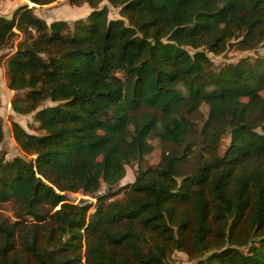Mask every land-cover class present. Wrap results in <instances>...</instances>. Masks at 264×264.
<instances>
[{
	"label": "trees",
	"instance_id": "trees-1",
	"mask_svg": "<svg viewBox=\"0 0 264 264\" xmlns=\"http://www.w3.org/2000/svg\"><path fill=\"white\" fill-rule=\"evenodd\" d=\"M102 1L70 0L92 7L72 26L27 3L0 15V49L25 35L8 87L28 89V103L13 108L35 111L41 130L13 122L33 156H0V203H14V219L0 210V264H168L175 250L264 264V52L218 70L207 53L261 43L264 0H107L121 18ZM153 136L159 162L122 198L97 194L153 152ZM67 192L94 195L93 212Z\"/></svg>",
	"mask_w": 264,
	"mask_h": 264
},
{
	"label": "rangeland",
	"instance_id": "rangeland-1",
	"mask_svg": "<svg viewBox=\"0 0 264 264\" xmlns=\"http://www.w3.org/2000/svg\"><path fill=\"white\" fill-rule=\"evenodd\" d=\"M25 3L31 5L28 0H0V15L10 17L18 6ZM104 4H106L109 8V18L122 17L119 13L118 7L112 6V4L107 0H103L100 3V6ZM33 9L36 15L45 19L48 23L55 19H63L72 26L76 19L84 18L92 10V7L87 2L74 4L71 3L70 0H55L45 5L37 4ZM33 37H37V33H33ZM24 39L25 35L23 33H19L14 37L11 44L0 49V116L2 118L4 131L3 139L0 142V156H4L5 161H10L15 157L29 159L33 156L32 154L24 152L14 139L12 132L13 122L19 123L31 133H41V130L38 128V122L34 119L35 111L22 114L15 111L13 108V103L15 101L21 105H26L28 103V89L12 90L8 87V59L16 50L20 41H23ZM236 41L237 39H233L227 49L221 54H213L212 52L207 51L212 62V68L218 70L227 64H236L245 59L253 61L264 52V40L251 49L241 48ZM186 48L191 53L197 50L190 46H187ZM199 49L206 50L204 46ZM52 104H56V102L47 99L41 103L40 107ZM202 111L206 116L207 105H202ZM150 140L154 145L153 152L146 156L141 162L138 161L131 165H126L125 176L118 184L110 187L106 183L102 182L97 194H105L109 191H115L116 195L110 197L109 200L122 198L126 191L124 185L134 181L140 167H154L159 162L162 149L161 142L155 136L151 137ZM228 143L229 136L227 135L222 139L220 152L224 151ZM66 194L68 200L73 203H80L84 201L92 202V207L90 208L89 213L93 212L94 205L96 203V197L94 195H87L81 192H67ZM0 210L6 217L14 219V203L12 200L1 202ZM28 219H31V217H28ZM168 264H194V260L190 259L185 252L175 250L169 257Z\"/></svg>",
	"mask_w": 264,
	"mask_h": 264
},
{
	"label": "water",
	"instance_id": "water-1",
	"mask_svg": "<svg viewBox=\"0 0 264 264\" xmlns=\"http://www.w3.org/2000/svg\"><path fill=\"white\" fill-rule=\"evenodd\" d=\"M28 1H29V2H31L30 0H28ZM36 5H37L36 3H34V2H31V5H30V7L34 8Z\"/></svg>",
	"mask_w": 264,
	"mask_h": 264
}]
</instances>
